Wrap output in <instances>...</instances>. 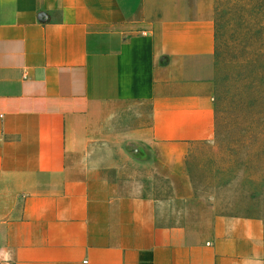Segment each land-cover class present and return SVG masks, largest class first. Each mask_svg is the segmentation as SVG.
I'll return each instance as SVG.
<instances>
[{"label": "crops", "instance_id": "1", "mask_svg": "<svg viewBox=\"0 0 264 264\" xmlns=\"http://www.w3.org/2000/svg\"><path fill=\"white\" fill-rule=\"evenodd\" d=\"M214 15L0 0V264H264L262 219L187 223V157L214 135Z\"/></svg>", "mask_w": 264, "mask_h": 264}, {"label": "rangeland", "instance_id": "2", "mask_svg": "<svg viewBox=\"0 0 264 264\" xmlns=\"http://www.w3.org/2000/svg\"><path fill=\"white\" fill-rule=\"evenodd\" d=\"M213 1L214 135L195 142L187 157L197 199L189 213L198 215L187 223L202 232L216 215L223 224L232 218L264 221V0ZM159 182L154 194L167 195L165 181Z\"/></svg>", "mask_w": 264, "mask_h": 264}]
</instances>
